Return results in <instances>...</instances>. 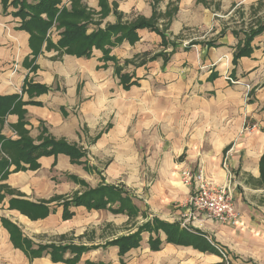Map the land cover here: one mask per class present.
<instances>
[{"label":"crops","instance_id":"0c3cea01","mask_svg":"<svg viewBox=\"0 0 264 264\" xmlns=\"http://www.w3.org/2000/svg\"><path fill=\"white\" fill-rule=\"evenodd\" d=\"M197 1L59 0L58 12L36 56L30 41L32 33L24 30L22 19L14 15L18 7L11 6L4 12L0 0V97H16L9 112H0V137L10 142L25 137L36 146L47 139L64 141L83 155L79 161L62 153L45 155L37 160L36 168L21 161L22 169L17 170L0 142V159L9 160V174L0 178V264H264V224L254 220L258 218L254 216L256 210L243 205L242 186L233 194L239 214L235 228L198 217L200 223L195 230L208 238L216 254L168 243L164 232L156 235L154 230L142 233L139 247L125 256H119L117 246L107 245L134 235L154 219L180 223L168 218V205L193 193V187L189 191L181 180L180 191L167 197L154 215L135 203L131 191H142L148 178L142 167V149L137 148L140 138L147 137L151 142L145 152L148 172L157 171L159 164L162 174L172 172L175 181L179 172L187 170L202 172L216 187L234 179L242 184L245 179L257 183L256 189L264 188V31L249 45L251 56L239 59L235 55L246 41L242 43L232 32L222 38L216 31L215 40L180 45L161 30L156 19L160 20L162 13L169 15L173 2L180 7L169 20L173 37L186 27L199 28L202 21V27L210 29V18L206 14L200 18L203 12ZM219 1L225 4L230 0ZM27 3L37 5L40 1ZM41 16L49 21L46 13ZM142 21L151 23L155 30H137L138 40L134 43L127 38L116 41L125 34L120 31L112 35L104 49L93 47L90 56L67 54L60 46L69 22L86 25L89 36L113 26L128 29ZM241 43L244 45L240 47ZM135 57L150 63L132 70L127 65ZM122 76L130 79L129 88L121 82ZM155 77L162 84H152L150 80ZM155 99L157 102H152ZM136 113L142 114V121L136 119ZM249 118L261 121V126L246 129ZM103 160H108V165L101 168ZM139 175H143L142 182ZM107 186L129 195L139 214H115L111 211L117 210L119 203L105 197L108 204L104 209L71 205L65 216L64 202ZM12 201L47 206L48 215L31 219L12 207ZM99 213L112 218L138 217L145 223L130 235L102 244L57 245L35 240L67 233L72 229L67 225L75 220L70 216ZM4 220L20 230L22 239L28 240L34 250L47 245L84 246L90 250L77 256L66 253L64 257L70 263L55 262L48 252L32 256L23 240L14 242ZM157 236L163 244L156 251L150 239ZM100 251H109L114 257L106 261L85 257Z\"/></svg>","mask_w":264,"mask_h":264},{"label":"trees","instance_id":"16d2710c","mask_svg":"<svg viewBox=\"0 0 264 264\" xmlns=\"http://www.w3.org/2000/svg\"><path fill=\"white\" fill-rule=\"evenodd\" d=\"M3 0L4 12L11 6L18 7V11L14 13L16 17L22 19L21 27L24 30L30 31L32 46L34 53L37 54L40 51L41 43H43L44 37L48 29H50L57 11V4L59 0H39L40 3L37 5H29L27 0ZM46 13L49 17V21L42 18V14ZM67 15L63 13L62 16ZM152 28L155 30L154 26L149 22L142 21L139 24H135L128 29H123L120 26L109 27L105 31H99L98 33L92 35H86L87 26H80L77 24L70 23L67 26V30L64 33L60 46L66 48L67 54H76L79 57L90 56L93 47L97 49H104V46L111 43V37L114 33H120V31H125L122 38H117L116 41L120 42L123 38L129 39L132 43L136 42L138 38L136 37V31L142 28ZM264 29V28H263ZM262 28L253 33L252 36L246 40L244 48L241 49L236 55L235 59H239L244 56H251L250 46L253 40L260 35L264 30ZM38 34V35H37ZM107 52V51H106ZM108 53V52H107ZM121 82H123L124 87L129 88L130 79L126 76H122ZM16 97H0V112L5 115L12 108ZM0 142L3 143V152L13 161V164L17 165V170L22 169L20 162H26L30 164V168L37 167V160L45 155H58L59 153L70 156L73 161H79L83 155L75 146H70L64 141L56 142L53 139H47L41 145H34L31 141L22 137L15 142L5 141L2 136L0 137ZM9 166V160L6 158L0 159V178L7 177L9 174L7 168ZM110 201L116 200L119 203V208L117 210L112 209L111 212L115 214L126 213L130 217L137 216L139 214V209L134 205L132 198L129 197L125 192L116 187L107 186L98 190H94L89 194L81 195L76 197L73 202H64V214L68 217V209L72 206H86L87 208L94 209H104L108 202H105L106 198ZM12 207L19 208L23 213L28 215L31 219L43 218L48 215L49 209L44 205H37L34 203L24 202V201H12ZM71 217V216H70ZM5 225L9 230L12 231L14 242L23 240L27 252H31L32 256H39L44 252L51 254V258L55 262H67L70 263L69 259L64 256L66 253H71L74 255H80L84 252L89 251L87 247L84 246H62L57 247L55 245H47L44 247H39L38 250L32 249V244L26 239H22L21 231L15 226L4 220ZM156 231L158 235L159 231H162L166 235V241L175 245H181L185 247H194L200 252H210L217 253V250L209 242L208 238L201 232L195 229L182 228L180 223L168 224L166 222H161L154 219L152 222H148L143 225L134 235L128 237H122L116 241L108 243L107 245L117 246L119 248V256H125L127 252L132 249L139 247L141 243V235L144 232ZM162 240L160 237L150 239V246L152 250H160L162 247ZM19 245V244H18ZM17 245V246H18ZM20 246V245H19Z\"/></svg>","mask_w":264,"mask_h":264},{"label":"rangeland","instance_id":"374dc122","mask_svg":"<svg viewBox=\"0 0 264 264\" xmlns=\"http://www.w3.org/2000/svg\"><path fill=\"white\" fill-rule=\"evenodd\" d=\"M197 5L202 7L201 10L203 12V15L200 13V18L206 14V17L210 18L211 26L210 29H206L202 26L204 25V21H202V24H200L199 28L195 27H186L183 29V31L176 35L175 37L172 36V33H170V26L171 23H169V20L171 18V15H177V13L180 10V7H178V3L170 2V8L171 12L169 15H164L162 13V17L160 20L156 19V22L160 26L161 30L167 34L168 37H172L174 42L179 43L180 45H185L186 43L190 42H202V41H212L215 40L214 34L216 31H218V36H221L222 38L226 37L229 32H232L236 34L240 40H242L244 43L249 36H252L254 32H256L259 29L264 28V0H230L228 3L222 4L219 0H198ZM205 10V11H204ZM174 17V16H173ZM197 18V19H200ZM173 21V19H172ZM264 30V29H263ZM260 37V36H259ZM258 39V38H257ZM256 40V39H255ZM241 43V44H242ZM254 43V42H253ZM244 44L240 45L243 46ZM144 58V56H143ZM143 58L135 57L130 61V63L127 66H130V68L133 70L135 67L140 68L143 67V63H148L149 60L141 61ZM150 63V62H149ZM124 65V69L126 70L128 67ZM152 84H157L159 80H157V77L154 78V80H150ZM159 83L162 84V82L159 81ZM264 86V85H263ZM137 97L136 95H133ZM140 97V96H139ZM140 102V100H135ZM152 102H157V100H152ZM136 119L139 121H142V114L136 113ZM144 118V117H143ZM247 124L245 125L246 129H255L261 126V121L264 122V116L261 118V121L248 119ZM158 131V128H153V131ZM145 137V136H143ZM145 140L141 139L137 141V148L139 151V148L142 149V151H139L143 153L144 159L142 167L144 168V172L146 173V182L147 186L142 190L139 191V189L133 190L132 195L134 194L135 197V203H138V205L142 209H146L150 212V214L154 215L155 212L159 213V211H156V208H160L161 205H163L168 199L174 197L173 195L180 191L181 180H182V171L179 172L178 180L175 181L172 175V172L170 174H162V170L159 167V164L156 165L157 171L155 172H148L146 168V150L150 148V139L144 138ZM155 140V139H154ZM153 140V141H154ZM152 141V144H153ZM157 143H159L157 141ZM154 145V144H153ZM107 161L101 162V168L105 167L107 164ZM158 163L161 164L160 161ZM161 170V171H160ZM195 172V171H193ZM139 181H143V175H139ZM242 179V178H241ZM224 181L223 183H219V186H228L232 194L236 191V189L239 186H242L244 189V200L242 201L244 206H251L253 210H256V214L254 215L257 219H254L256 222H260L264 224V188L256 189L258 186L257 183L251 182L250 180L246 181L245 179H242V184L237 180L235 182V179L231 182V180L228 182ZM183 183V182H182ZM144 185V184H143ZM185 185V184H184ZM141 186V185H140ZM140 186H138L140 188ZM217 185V187H219ZM259 187V186H258ZM187 189L190 191L192 188L187 187ZM189 194V193H188ZM185 195L182 199V201H177L175 204L168 205V208L171 211V214L169 215V219L175 218V220H179L180 224L184 228L183 224L187 225L190 229H197L199 226V220L198 218H194L192 214L189 213L187 210V204L190 198V195ZM234 204L236 203V197L234 196ZM259 207V208H257ZM181 211V213L178 215L177 212ZM106 215V216H105ZM239 215V214H238ZM74 216H71V220L75 219L69 228H72L71 230L67 231V233L63 234L62 236H55L52 234H48L47 237H36V242H51L57 245H62L64 243H72V244H85V245H91V244H102L105 243L106 240H110L116 237H119L120 235L133 233L136 228H139L140 224L143 225L145 221H143L141 218H125L122 216L119 217H110L105 213H99V214H91L90 216L77 214L76 218ZM108 217H110L108 219ZM263 217V219H262ZM240 220V216H239ZM69 221V220H64ZM211 221V220H209ZM77 222V224H75ZM216 224L221 225H229V224H223L218 223L216 221H212ZM65 223L62 224V227ZM239 224V223H238ZM71 226V227H70ZM232 228H235V226L230 225ZM163 237V235H162ZM111 256H110V255ZM85 257H92V259L96 261L107 259H112L113 254L111 252H97L96 254L91 253L90 255H86ZM86 259V258H85ZM84 260V259H83ZM162 261V260H161Z\"/></svg>","mask_w":264,"mask_h":264},{"label":"built area","instance_id":"2783aa9c","mask_svg":"<svg viewBox=\"0 0 264 264\" xmlns=\"http://www.w3.org/2000/svg\"><path fill=\"white\" fill-rule=\"evenodd\" d=\"M182 181L193 187L187 210L194 218L235 226L238 222V213L233 203V194L228 186L216 187L205 179L202 172L192 173L184 171ZM184 228L189 229L183 224Z\"/></svg>","mask_w":264,"mask_h":264}]
</instances>
